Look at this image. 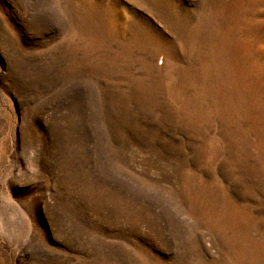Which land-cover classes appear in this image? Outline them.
<instances>
[{
  "label": "rangeland",
  "instance_id": "1",
  "mask_svg": "<svg viewBox=\"0 0 264 264\" xmlns=\"http://www.w3.org/2000/svg\"><path fill=\"white\" fill-rule=\"evenodd\" d=\"M0 264H264V0H0Z\"/></svg>",
  "mask_w": 264,
  "mask_h": 264
}]
</instances>
